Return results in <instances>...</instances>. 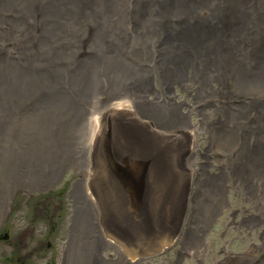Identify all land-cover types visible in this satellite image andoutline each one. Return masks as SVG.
I'll return each mask as SVG.
<instances>
[{
  "label": "rangeland",
  "instance_id": "1",
  "mask_svg": "<svg viewBox=\"0 0 264 264\" xmlns=\"http://www.w3.org/2000/svg\"><path fill=\"white\" fill-rule=\"evenodd\" d=\"M83 1L84 0H76V2H74L76 3L75 5L69 1H65V3L58 2V4H60L59 6L66 5L65 9L68 10L67 18H63L62 16L52 11H46L45 5H49L50 0H25L24 4H22L21 6H19L17 3V7L16 4H7L6 6L9 5L7 8L8 11H4L1 9L3 18L7 19L8 21L14 22L16 26L14 27V29H7L6 31H10L11 35L16 37L17 39L22 38L21 36H26L28 37V41L31 42L29 43V45L24 46L29 47L30 49V56L33 57L32 65L25 66L23 64V60L28 58L29 56L28 54H25L21 57L22 60H19V62H21V69L29 71L32 68H36L38 72H48L47 69H50V74H48L47 76L50 78L51 83L48 82V80L45 78L44 80L40 78L32 79L31 86L28 88L29 90L25 88L21 89L16 97H12L13 99L10 98L9 105H4L5 109L3 107L0 108V127L2 126L0 128V211L7 208V206H9L10 209V211L0 217V264H95L94 260L92 261L93 253L96 249L98 250V248L101 249L102 247L100 246V243H102L101 241L104 239H99V237L102 233L101 231L103 227L101 225L103 223H101L100 217H97L98 214H95V212L91 209L87 202V204L83 205L82 201L78 202L74 197L78 192V174L76 168L79 166V163L83 161L88 149L85 146V142L87 139L85 138V131L87 129L84 121L85 113L84 111H81V103H85V98L83 99V97L86 96L83 95H85L86 92L88 93L89 82L88 80H81L79 76H77L80 79L78 81L76 79H71L67 75L70 72H79L80 74L83 70V65L85 64L84 61L88 58L96 57L99 54H107L102 46H100L101 44L98 45L93 42L89 46H87V42L89 43L93 41V38L85 34H91L92 32L99 34L100 32H102L103 34L101 37L106 41L102 44L105 45L110 38L107 34L110 33L112 28L114 29L115 26H118V28L120 29L121 40L125 38V34L127 33L128 43H126L125 47L127 46L128 50L139 54H142L141 52H144L149 58H152V55L153 57H155V63L151 62L156 71V77L154 78L160 77L161 74L158 71L160 68L168 66L170 67V65V68H173L172 65H174L173 63L169 62H163L162 64L158 63V60H160L161 58L162 49L160 50L159 46H157V43L161 44L160 40L166 36V32H168L167 29L162 31L163 33L160 29H157V34H149L146 45H135V41L137 38L136 34L139 31L137 26H141V24L145 23V17L141 13H137V9L143 8L144 3L142 2V0H126L125 11L119 15L117 14L114 17L113 22L106 26L101 25L100 23L97 24L95 18L99 17L93 16V11L91 10L94 4H88L91 0L85 1L86 3H84ZM245 1H247L248 7H250L253 11V16L250 20L247 21V25L254 27L255 24V28H257L258 30L260 28V31H258L259 35H263L264 0ZM146 2V8L151 11L155 7L156 3L159 2V0H145V3ZM28 3H32L31 8L33 10L31 12L27 11ZM189 4L190 3H188L185 8L188 7ZM185 8H182L181 10V13L184 15V18L182 20L179 19L178 16H176V9L169 10L167 5H162L161 11L165 12L166 14V22L169 25H177L176 31H172L170 28L172 33L179 31L182 32L181 30H183L184 22L187 24V20L190 17L188 18V15L186 16L184 14ZM42 11L44 12L42 13ZM134 15L136 16V19L138 18L137 24L134 23ZM121 17L124 18V20ZM61 18H63L62 21ZM37 19L39 20L37 21ZM154 19H157V16H155ZM92 21H94L95 23H92ZM128 21L131 23L130 25ZM79 27L82 28V32H77V34H79L80 36V40L74 39L72 31H67V33L65 31L69 29L75 30L76 28L80 29ZM61 28H65V30ZM116 29L117 28H115V30ZM22 31L24 33H22ZM47 37L49 39H47ZM88 38H91L92 40L90 39V41H88ZM129 39L131 40V42ZM261 39L263 38L257 40ZM120 42L118 46L120 45ZM223 42L228 45L230 50L229 52L223 54V69L225 70L221 74L222 82L219 79H217L218 81L212 80V78L214 79V77L217 76V67L214 70L210 69L202 74H204L205 78L208 81H211L212 84L214 82H218L220 85H222V89H219H221L223 95L224 93L225 95L221 97V99L218 98L220 96V93L217 90L218 92H216L218 94L215 95L214 93H212L209 98L204 99L202 95L198 93L197 84H192V86L194 87L193 94L196 95L195 97L184 90L177 91L178 95L181 93L179 95L181 98L185 99V101H188L187 103H191L190 105L194 118L199 119L201 117V114L206 115V112L214 113L215 116L219 118L215 120L216 123L210 120V122L202 123L199 126L198 130L200 132L199 136L201 149L199 148V151L195 154L193 160L195 161V166L198 168L196 174H198L201 169L205 168L203 170H207L206 173L208 171H211L217 174V179L212 181L210 184L207 183V180L198 181V179L195 178L194 184L192 185V187H189V183L187 184L190 177L189 168L187 166L189 162H186V160L184 161V158L177 161L178 169L176 176L168 180L172 182L171 190L173 191V194L172 196L167 198L165 203V207L170 208L171 211L168 213L167 217L162 220L164 225L167 219L170 230H174V232L176 231L177 233H170L168 237L164 239L165 241L163 242H166L165 246H167L164 251L158 252V250L160 249V245L163 242H161L156 247H153L156 244L153 243L151 246H149L148 249L142 251H146L145 253H153L152 258L145 259L152 262V264H162L161 261H163L164 264H194L193 260L189 258L190 256L181 254L184 247H186V249H190V247H192V241L189 240V237L194 236V229H196L195 227H193V222L196 221V219H193L192 215L195 214L196 216H205L206 220L207 217L212 215V210L217 208L218 205L222 206L223 203H225V191L226 196L230 199V205L237 207V209L243 202V204H249V202L245 201V197L247 195H259L264 191V121L257 122L256 119H254V115H248L247 113H244L240 114V116L238 117L239 121L232 125V123L225 122V118L217 112L220 109L225 108L230 109L229 113H241L240 107L242 105L232 107H227L223 103L213 105L215 104L214 102L216 100L229 98L228 95L232 94V92L235 90L234 88L237 89L238 86V83H236L234 78L237 71L236 47L230 40ZM76 43L77 45H74ZM156 47L157 49H155ZM119 48L121 50L120 46ZM32 49L33 51L31 52ZM150 49H155V52H152V55L149 53ZM37 50H39V52ZM147 54H149V56ZM196 59V65H199L200 62H203L202 60L200 61V58ZM38 64L40 65V67ZM202 66L203 65H201V67ZM95 72L101 75V66H95ZM228 72L230 73L228 74ZM87 73L88 71H86L85 75H83L85 78L87 76ZM104 77L117 78L118 74H106L104 75ZM222 78L224 80H222ZM227 78L229 80H232L233 82H228ZM58 83L64 85H60V87L55 88V86L57 87ZM100 83H102V87L107 86L105 79L101 80ZM230 87L231 89H229ZM107 89L108 88H102V91ZM57 90H59L60 93H57ZM43 92L45 94H43ZM260 93H258V95L255 89H250L246 93L242 94L247 96L248 100L246 102L258 101L260 104L264 103V91H261ZM20 99L25 100L20 101ZM89 108L91 109L90 105ZM210 109H212V111ZM260 111L259 115L264 116V108L260 109ZM248 116L251 118H248ZM7 118L9 119V121ZM4 121L7 122H5L4 124ZM2 123L4 126L2 125ZM130 139H133L134 141L133 137H131ZM250 139H252V141H249ZM133 144L140 149H143V147H149L143 146L140 142L136 141H134ZM226 146L227 148H225ZM215 147H217V149ZM79 148L82 150H80ZM232 150L233 152L231 154L230 151ZM207 154H209V156ZM236 162L240 163L242 167V169L240 168L238 172L236 170ZM226 183H230L231 187L226 189V187L228 186V184ZM179 185L182 187V191L179 190ZM173 186L175 187V190ZM235 187L236 190H234ZM239 187L241 190L239 189ZM257 187H259L260 190ZM78 196L80 195L78 194ZM180 203L182 204L181 206H179ZM132 209L136 210V208L134 207ZM227 216H230L229 218L232 217V215L228 211H223L219 215L218 219L213 222V225L207 228H202V231H205V237H208L207 239L210 243V254L204 256V264H209V257H215L217 259L216 264H262V260L264 259V257H259L260 252H258V254L256 253L258 257L254 258L255 261L243 260L240 257H225L221 253L220 248L225 243L228 251L231 254L236 255L242 253L248 243H259L258 236H256L254 232H251V235L249 233L247 234L248 230H245V228L243 227L235 230L234 226L231 225V229L229 228L228 231H226V226L222 221L225 220ZM174 218L175 222H172V219ZM235 218L239 219L240 215H236ZM184 221V229L180 234V238L178 239L179 241H176L174 239L177 238L178 227L181 225V222ZM106 227L107 230L104 228L105 233L109 235L107 231H110V229L107 224ZM188 229H193V235L190 232L187 233ZM62 249L63 251L61 252ZM136 250L137 249L134 248V251ZM109 252L112 253L114 251L110 250ZM128 253L130 255L132 254V252L129 251ZM145 253H143L142 255L144 256ZM262 253H264V250L262 251ZM130 255L129 257H131ZM59 257H61V262H58ZM111 264L123 263L120 259Z\"/></svg>",
  "mask_w": 264,
  "mask_h": 264
},
{
  "label": "bare ground",
  "instance_id": "2",
  "mask_svg": "<svg viewBox=\"0 0 264 264\" xmlns=\"http://www.w3.org/2000/svg\"><path fill=\"white\" fill-rule=\"evenodd\" d=\"M65 1H69L74 5L76 4L74 3L76 2V0H50V4L45 5L46 11L47 12L52 11L62 16L63 18H67L68 10L65 9L66 5L63 6L61 5L62 6L61 7L59 6L60 4H58V2L65 3ZM85 1H89V0H84L83 2L86 3ZM24 2L25 0H0V108L1 107L4 108V105L5 106L9 105L10 98L16 97L21 89L24 88L28 89L31 86L32 79L40 78L44 80L45 78L48 80V82H50V78L47 76L48 74H50V69H47L48 72H38L36 68H32L29 71H26L25 69H21L20 67L21 62H19V60L25 54H28L29 56L28 58L23 60V64L25 66L32 65L33 57L30 56L31 55L30 49L29 47L24 46V45H29V43L31 42L28 41V37L26 36L24 37L21 36L22 38L17 39L16 37L11 35L10 31H6L7 29L12 30L16 26L14 22L8 21L7 19L3 18V13L1 9L4 11L5 10L8 11L7 8L9 5L6 6L7 4L9 3L16 4L17 7L18 5L21 6L22 4H24ZM142 2L144 3V4L142 3L143 8L137 9V13H141L145 17V23L141 24V26H137L139 31L136 34L137 38L135 41L136 42L135 45H146L149 34L156 33L157 29H160L161 32L167 29L168 32H166L167 33L166 36L160 40L161 44L157 43L158 44L157 46H159L160 50L162 49L161 58L160 60H158V63L160 64H162L163 62L173 63L174 64L172 65L173 68H170L171 65L170 67L168 66V67L160 68L158 70L159 73L161 74L160 77L154 78L156 77L155 75L156 71L154 69V66L151 64V62L155 63L156 59H154L155 57H153L152 52H155V49H157V47L155 49L149 50V53L152 55V58L147 57L146 53L144 52H141L142 54H139L130 51L127 49V46L125 47L126 43H128L127 33L125 34V38L121 40L120 29L118 28V26L117 27L115 26V28L117 29L115 30V28L114 29L112 28V30L110 29L111 30L110 33L107 34L109 35L110 38L105 45L102 44L106 42L101 37L103 34L102 32H100L99 34L95 32H92L91 34H85L93 38V41L89 43L87 42V46H89L93 42L98 45L101 44L100 46H102V48L105 50V52H107V54H103V55L99 54L96 57L88 58L87 60L84 61L85 64L83 65V70L80 74L79 72L76 73L68 72L69 74L67 75L71 79H76L78 81L80 79L88 80L89 82L88 93L86 92L85 95H83L86 97L82 96L83 99L85 98V103L84 102L81 103V111L82 112L84 111L85 113L84 121L87 129V130L85 129L86 130L85 138H87L85 142V146L88 149L86 155L84 153L85 157L83 161L79 163V166L76 168L78 174V178H77L78 192L74 197L77 199L78 202L82 201L83 205L88 203L91 209L95 212V214H98L97 217L98 216L100 217L101 223L104 224L101 225L103 228L102 231L100 230L102 233L99 237V239H104L101 241L102 243H100V246H102L101 247L102 252L101 249L98 248V250L96 249L95 252L93 253L92 261L94 260L95 264H111L120 259L123 264H152V262L145 259L152 258L153 253L151 252L145 253L146 251L145 252L142 251L148 249L152 241L155 240L156 242L157 240L155 246H153L156 247L161 242L165 241L164 239L167 238L170 233L175 234L176 232V231L174 232V230H170L169 225L167 223L168 220L166 219L163 226L164 229L163 230L160 229L155 234V236L151 238V241L148 240L146 242H143L134 239L127 240L125 236L126 233L124 232V230H121L116 224L118 222L120 226H122L120 222V218H122L121 216L124 214L122 203L124 202V197L128 196V194L123 195V193L125 192L127 186L131 189L132 185L129 183L128 179H124L120 176L121 171L130 172L134 176L143 175L147 173L145 175L146 176L145 190L147 191L148 194L149 193L151 194L152 192L155 193V191L159 189V187L156 186V183L153 184V180L156 178L155 176H165L166 180L172 179L174 176H176L178 169L177 161L182 158H184V161L186 160V162H189L187 164L190 174L189 180L187 182V184L189 183V187H192L195 178H197L198 181L207 180V183L210 184L212 181L217 179V174L211 171H208L206 173L207 170L206 171L203 170L205 168L201 169L199 173L196 174L198 168L195 166V161L193 160L195 154L199 151V148L201 146L200 136H199L200 132L198 130L199 126L202 123L210 122V120H212V122H215V120L219 118L216 117L214 113H210V112L209 113L206 112V115L201 114V117L199 119L194 118L192 114V108L190 105L191 103L189 104L187 103L188 101H185V99L181 98L179 96L181 93L178 95L177 91L184 90L193 97H195L196 95L193 94L194 87L192 86V84H197L198 93H200L204 99L209 98V96L212 93H214L215 95L218 94L217 93L218 91L220 93L219 94L220 96L218 98L221 99V97L225 95V93L223 95L221 91L223 87L222 85H220L218 82L217 83L214 82L212 84V82L208 81L205 78L204 74H202L205 71L207 72L210 69L214 70L217 67L216 68L218 71L217 76H215L214 79L212 78V80L219 79L221 81V74L225 70L223 69L224 67L223 54L229 52L230 50L228 45L223 41L230 40L236 47L237 71L234 78L236 83H238L237 86L238 90L234 88L235 90L232 92V94H230L231 96L228 95L229 98L216 100L214 102L215 104L213 105H218L220 103H223L227 107H232L237 105H242V106L240 107L241 113L238 112L229 113L230 109H225V108L222 109L219 108L220 110L217 113H219L221 116L225 118V122L232 123V125L237 123V121H239L238 117L240 116V114H244V113H247L248 115L250 114L254 115V119H256L257 122L264 121V116L259 115L260 109L264 108V103L259 104L258 101L246 102L248 100L247 96L242 94V93H246L250 89H255L257 94L260 93L261 91H264V30H263V35H259L258 31H260V28L259 30L255 28L256 26L255 24L254 27L247 25V21L250 20L251 17L253 16V11L250 7H248L247 1L245 0H159V2L156 3L155 7L151 11L148 8H146L147 2L145 3V0H142ZM188 3H190L189 6L185 8V6H187ZM31 4L32 3L30 4L28 3L27 5L28 12H31L33 10L31 8L32 7ZM88 4H94L93 8L91 9L93 11V16L99 17V18H95L97 24L100 23L101 25L104 26L112 23L114 17L117 14L118 15L121 14L126 9L125 6L126 0H91L89 1ZM162 5H167L169 10L176 9L177 11L176 16H178L179 19L182 20L184 18L183 17L184 15L181 13V10L182 8H185L184 14L186 16L188 15V18L189 17L190 18L187 20V24L184 22L183 30H181L182 32L180 31L173 33L171 32V30L176 31L177 25L176 24L169 25L166 22V18H165L166 14L165 12L161 11ZM44 11H42V13ZM155 16H157V19H154ZM263 17H264V13H263ZM63 18H61V21ZM133 18H134L133 19L134 23L137 24L138 18L136 19L135 15ZM122 19L124 20V18ZM38 20L39 19H37V21ZM94 21H92V23H95ZM130 24L131 23L129 22V25ZM61 29L65 30V28H61ZM81 30L82 28L80 29L76 28L75 30L69 29L65 31L66 33L67 31H72L74 39L80 40V36L79 34H77V32H82ZM22 33L24 32L22 31ZM260 38L263 39L257 40ZM47 39L49 38L47 37ZM90 39L91 38H88V41H90ZM119 42H120L119 46L121 47V50L118 46ZM74 45H77V43ZM32 51L33 49L31 50V52ZM37 51L39 52V50ZM147 55L149 56V54ZM196 58H200V61L202 60L203 62H200L199 65H196L197 64ZM201 65L203 66L201 67ZM95 66H101V72H100L101 75L95 72ZM86 71H88V73L85 78L83 75H85ZM195 72L197 73V75ZM229 73L230 72H228V74ZM106 74H111V75L118 74V77L105 78L104 75ZM77 76H79L80 79ZM104 79L107 86L102 87L101 85L102 83L100 82L101 80ZM222 80L224 79L222 78ZM230 81L232 80L228 79V82ZM60 85H64V84L58 83L57 87L55 86V88L60 87ZM102 88H108V89L102 91ZM229 89H231V87ZM57 93H60V91L57 90ZM43 94L45 93L43 92ZM21 100H25V99H20V101ZM88 104L91 106V109L89 108ZM210 110L212 111V109ZM248 118L251 117L248 116ZM5 122L7 121H4L3 123L5 124ZM131 137L134 138V141L140 142L143 146H149V147L147 148L143 147V149L137 148L136 145L133 144L134 142L133 139H130ZM249 141H252V139H250ZM215 148L217 149V147ZM225 148H227V146ZM230 152L232 154L233 150ZM207 155L209 156V154ZM236 165H237L236 170L238 172L240 168L242 169V167L240 163H237ZM128 166H130L129 167L130 169L128 168ZM171 183L172 182L167 181L168 190L163 192L161 195H158V197L154 198L153 200H151V202L160 204L162 211H166L164 218L167 217L169 210L171 211L170 208L165 207L167 198H169L173 194V191L171 190ZM226 184H228L226 189L231 187L230 183H226ZM179 190L182 191V187L180 185H179ZM234 190H236V187ZM78 194L80 196H78ZM224 194H225L224 196L225 203H223L222 206L218 205L217 208L212 210L211 211L212 215L207 217L206 220H205L206 218L205 216L204 217L202 215L196 216L195 214L192 215L193 219H196V221L193 222L195 228H200V229H197V231L196 229H194L195 230L194 236L189 237L190 238L189 240L192 241V243L190 241L192 247H190V249H186V247H184L181 254L190 256L189 258L193 260L194 264H204L203 262V259L205 258L204 256L210 254V243L208 242L207 239L208 237L207 238L205 237L204 234L205 231L203 232L202 228H207L213 225V222H215L218 219L219 215L223 211H228L232 215L231 218H229L230 216H227L225 220L222 221L226 226L225 227L226 231H228L231 225L234 226L235 230H238L241 227H243L245 228V230L246 229L248 230L247 234L249 233L251 235V232H254L256 236H258L259 238V243H255V242L248 243L246 245L245 250L238 255L231 254L228 251L225 243L220 248L221 253L225 257H240L243 260H249V261H253V260L255 261L254 258L258 257L256 255V253L258 254V252H260L259 257H264V253H262V251L264 250V191L259 195L257 194L247 195L245 197V201L249 202V204L248 203L243 204L244 203L243 202L241 206L238 207V209L237 207L230 205V199L226 196V191L224 192ZM181 205L182 204L180 203L179 206ZM8 211H10L9 206H7V208L0 211V217L6 214ZM236 215L237 216L240 215V218L239 219L235 218ZM196 217H199L201 219ZM159 219L160 216L158 215L156 218V224L159 222ZM172 222H175V218L172 219ZM152 223H154V218L152 219ZM106 224L110 229V231H107L109 235L106 234L104 230V228L107 230ZM156 224L150 227V231L155 230V227L157 226ZM184 224L185 221L181 222V225L178 227L177 230L178 231L177 238L174 240L179 241L178 239L180 238V234L184 229L183 227ZM165 244L166 242H163L160 245V249L158 250V252L162 251L161 249L164 250ZM134 248H136L137 250L134 251ZM110 250L111 251L113 250L114 252L110 253L109 252ZM62 251L63 249L61 250V252ZM128 251L132 252V254L130 255ZM143 253H145L144 256L142 255ZM129 255L131 257H129ZM61 261H62L61 257H59L58 262ZM209 261H210L209 264L217 263V259L215 257H209ZM161 263L164 264L163 261H161ZM262 264H264V259L262 260Z\"/></svg>",
  "mask_w": 264,
  "mask_h": 264
},
{
  "label": "water",
  "instance_id": "3",
  "mask_svg": "<svg viewBox=\"0 0 264 264\" xmlns=\"http://www.w3.org/2000/svg\"><path fill=\"white\" fill-rule=\"evenodd\" d=\"M129 167L130 166H128V168ZM146 174L147 173L143 175L134 176L133 174L127 171L126 172L121 171L120 174L122 178L128 179L129 183L132 185L131 189L127 186L125 192L123 193V195L128 194V196L124 197V202L122 203V208L124 213L121 216L122 218H120V222L122 223L121 224L122 226H120L118 222L116 224L121 230H124V232L126 233L125 236L127 240L134 239L143 242H146L148 240L151 241V238L154 237L155 234L160 229L161 230L164 229L162 219H164V215L166 211H162L160 204L151 202V200H153L154 198L158 197V195H161L163 192L168 190L167 181L169 179L166 180L165 176H155L156 178L153 180V184L156 183V186L159 187V189L155 191V193L152 192L151 194L150 193L148 194L147 191L145 190L146 186L144 181ZM133 207L136 208V210H133L132 209ZM158 215L160 216V219L159 222L156 224V218ZM153 218H154V223H152ZM155 224L157 225L155 227V230L150 231V227ZM156 242L155 240L152 241L149 246H151L153 243ZM166 248L167 246L164 247V250ZM161 250L164 251L163 249Z\"/></svg>",
  "mask_w": 264,
  "mask_h": 264
},
{
  "label": "flooded vegetation",
  "instance_id": "4",
  "mask_svg": "<svg viewBox=\"0 0 264 264\" xmlns=\"http://www.w3.org/2000/svg\"><path fill=\"white\" fill-rule=\"evenodd\" d=\"M193 227H195V226H193ZM193 229H194V228H193ZM193 229H192V230H189V229H188V230H187V233L190 232V233H192V235H193ZM197 229H200V228H196V231H197ZM194 231H195V230H194ZM192 235H191V236H192Z\"/></svg>",
  "mask_w": 264,
  "mask_h": 264
}]
</instances>
